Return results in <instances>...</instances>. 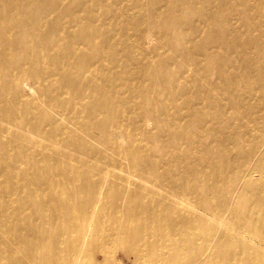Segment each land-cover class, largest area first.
<instances>
[{"label": "bare ground", "instance_id": "6f19581e", "mask_svg": "<svg viewBox=\"0 0 264 264\" xmlns=\"http://www.w3.org/2000/svg\"><path fill=\"white\" fill-rule=\"evenodd\" d=\"M119 255L264 264V0H0V264Z\"/></svg>", "mask_w": 264, "mask_h": 264}, {"label": "rangeland", "instance_id": "374dc122", "mask_svg": "<svg viewBox=\"0 0 264 264\" xmlns=\"http://www.w3.org/2000/svg\"><path fill=\"white\" fill-rule=\"evenodd\" d=\"M133 15L137 16V12H135ZM163 49H164V50H163ZM161 52H162V53H168V52L171 53V52L169 51V48H168L167 46H163V48L161 49ZM166 67H169V66H166V65H164V66H160V67L153 66V67L151 68V70H152L154 73H157L160 69H163V68H166ZM213 81H215V80H213ZM118 257H119V259H121V260L124 262V264H130V261L123 260V256H122V255H119Z\"/></svg>", "mask_w": 264, "mask_h": 264}]
</instances>
